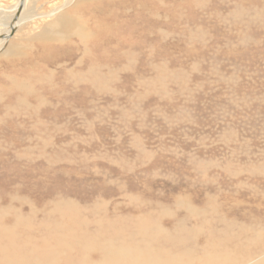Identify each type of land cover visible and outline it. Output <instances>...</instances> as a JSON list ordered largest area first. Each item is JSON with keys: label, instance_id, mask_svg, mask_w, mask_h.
<instances>
[{"label": "rangeland", "instance_id": "rangeland-1", "mask_svg": "<svg viewBox=\"0 0 264 264\" xmlns=\"http://www.w3.org/2000/svg\"><path fill=\"white\" fill-rule=\"evenodd\" d=\"M33 9L0 46V264H81L87 237L150 242L147 264L260 263L264 0Z\"/></svg>", "mask_w": 264, "mask_h": 264}, {"label": "bare ground", "instance_id": "bare-ground-1", "mask_svg": "<svg viewBox=\"0 0 264 264\" xmlns=\"http://www.w3.org/2000/svg\"><path fill=\"white\" fill-rule=\"evenodd\" d=\"M35 1L36 0H25V7L23 8V11L20 10V0H17V5L15 7H13L12 11L10 12V16L8 17V20L6 21H9V24L6 25V26H2V29H0V46L3 45V43H5L6 41L9 40V36L12 34V31L18 27H20L21 25H23L26 21H27V18L30 17V16H33V13H34V9H33V5H35ZM56 13L54 14H51V15H48V16H40L38 18H51L55 15ZM17 17V21L15 22L14 19ZM6 18V17H5ZM37 18V17H36ZM4 25V24H3ZM74 210V209H73ZM118 231V230H117ZM182 232V231H181ZM149 234V232H147ZM147 233L145 235H147ZM100 236V234H99ZM116 236H117V233H116ZM63 237V236H62ZM90 238V237H89ZM61 239V238H60ZM99 239L98 237L97 238H90L88 239L87 237V240L83 241H79L77 244L80 249L83 251L84 253V258L81 262V264H89L91 259L88 258V253L91 252V251H99L100 255H101V260L102 262H97L96 264H122L124 262H128L129 260L128 259H132V258H135L137 259L136 262L134 263H137V264H147L146 261L144 260L145 258V254L147 252H153L152 250V247L149 243H146L144 249H143V252L142 253H134V250L136 249L135 246L137 245L138 243V239L137 238H127L129 240H124V239H121L120 237H117L115 239H111V240H107L106 242H99ZM102 239V238H101ZM137 239V241H136ZM97 240V242H96ZM104 240V239H102ZM59 242V241H57ZM185 242V241H184ZM232 242V241H231ZM55 243V242H54ZM59 244V243H58ZM63 245V244H62ZM97 245H99L97 248ZM72 246V245H70ZM119 246H121L120 248H118ZM69 247V246H68ZM44 248V247H43ZM50 248V247H49ZM73 249V248H71ZM37 250V249H36ZM50 250V249H49ZM48 250V251H49ZM41 251V250H40ZM47 252V251H46ZM64 252V251H63ZM50 253V251H49ZM48 253V254H49ZM248 253V252H247ZM47 254V257H45L44 259L41 258V263L42 264H45L46 262V259L49 258V260L51 259L52 256H50V254L48 255ZM248 255V254H246ZM79 256V255H78ZM68 257V256H67ZM80 257V256H79ZM90 257V256H89ZM151 257H154V255H152ZM189 257V256H188ZM257 256H255L254 258H256ZM184 258V257H183ZM186 258V257H185ZM191 258V257H190ZM189 258V259H190ZM70 259V258H69ZM77 259V258H76ZM193 259V258H192ZM68 260V259H67ZM73 260V259H72ZM128 260V261H127ZM134 260V259H132ZM154 260V259H153ZM71 261V260H70ZM230 258L228 259V262H230ZM251 261V260H250ZM249 261V262H250ZM254 261V260H253ZM8 262V260H7ZM48 262V261H47ZM77 262V261H76ZM95 262V261H94ZM141 262V263H140ZM227 262V263H228ZM247 262V261H246ZM248 262V263H249ZM252 262V261H251ZM256 262V261H255ZM260 263H257V264H264V258L261 259L259 261ZM13 263V262H12ZM25 262H23L21 260V263L20 264H23ZM75 263V262H73ZM93 263V262H92ZM225 263V262H224ZM245 263V262H244ZM243 263V264H244ZM247 263V264H248ZM16 264H19V263H16ZM47 264H53V263H47ZM95 264V263H94ZM148 264H161V262L159 261H154V262H150ZM242 264V263H241Z\"/></svg>", "mask_w": 264, "mask_h": 264}, {"label": "water", "instance_id": "water-1", "mask_svg": "<svg viewBox=\"0 0 264 264\" xmlns=\"http://www.w3.org/2000/svg\"><path fill=\"white\" fill-rule=\"evenodd\" d=\"M21 4H20V10L23 11V8L25 7V0H20ZM14 21H17V17L14 19ZM19 28H16L12 31V34L8 37L9 39L17 32Z\"/></svg>", "mask_w": 264, "mask_h": 264}]
</instances>
